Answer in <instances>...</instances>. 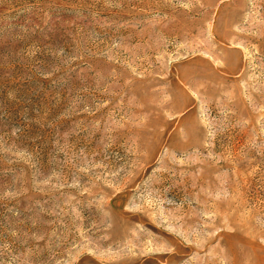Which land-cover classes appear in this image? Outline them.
I'll use <instances>...</instances> for the list:
<instances>
[{"label": "rangeland", "instance_id": "rangeland-1", "mask_svg": "<svg viewBox=\"0 0 264 264\" xmlns=\"http://www.w3.org/2000/svg\"><path fill=\"white\" fill-rule=\"evenodd\" d=\"M0 264H264V0H0Z\"/></svg>", "mask_w": 264, "mask_h": 264}]
</instances>
